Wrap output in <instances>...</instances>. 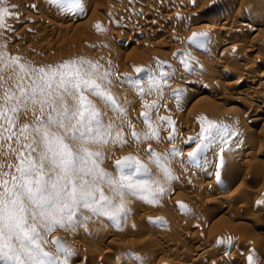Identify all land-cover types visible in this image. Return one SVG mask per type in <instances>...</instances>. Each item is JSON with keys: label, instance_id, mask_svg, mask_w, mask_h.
I'll use <instances>...</instances> for the list:
<instances>
[{"label": "rangeland", "instance_id": "rangeland-1", "mask_svg": "<svg viewBox=\"0 0 264 264\" xmlns=\"http://www.w3.org/2000/svg\"><path fill=\"white\" fill-rule=\"evenodd\" d=\"M36 1L4 0L0 3V17H2L0 19V67L13 60L18 65L23 64L34 68H47L83 60L97 65L99 73H109L110 93L126 110V116L122 138L113 139L104 146H96L102 154L100 168L112 175L114 171H117V160L134 157L148 169L146 174L141 173L136 179L147 181L149 184L145 190H124L125 212L114 219L83 211L78 214L72 226L66 229L57 227L47 237L49 243L45 245L46 250L57 257L60 262L66 261V264H91V262L92 264H138L141 259L146 260L145 264H179L181 251L188 256H186L188 261L183 264H218L221 257L218 251H212V247L196 249L195 245L193 246L190 240L197 236L199 239L204 238L203 240L217 239L221 245L222 242L229 243L227 245L229 253H233L234 248L241 247L232 260L234 263L250 264L248 260L251 257V264H264V214L262 213L264 212V126H261V123L255 126L256 128L254 127V132L244 133L240 137L241 140L247 139L255 142L249 163L243 162V157L233 155L231 158L233 161L231 165L229 164L228 170L222 167L224 161L231 157L230 149L236 139L232 134L233 131L228 126L224 127L227 122L238 117L237 113H232L233 110H230L232 109L230 107L233 106L236 110L242 111L246 103L264 95L263 86L258 81L260 75L264 74V66L260 65L264 61V52L261 51L264 47V42H262L264 41V28H255L250 30V33L247 25L250 26L252 17L248 18L249 20L246 18L247 21L244 18L233 23L234 25L239 24L242 30H246L243 35L248 34L245 38L241 36L243 40L240 37L241 41L235 42L243 46L238 57H233L231 53V55L226 53L219 56L220 51H224L223 48L229 47L227 45L232 40L229 34L213 29L207 32L210 34L207 36L208 38L212 35L214 37L203 42L200 38L202 34L195 33L191 29L197 26V23L200 25L206 20H217L220 15L224 16L226 11L230 18H235L240 5H246L241 7V11L244 8L243 12H248L254 9L253 6L260 5L261 0H66L67 3L68 1L86 3L80 8L71 7L70 12L74 15V20L70 24L62 23L56 16V13L66 7V1L54 0L55 6L52 5L54 1L49 0V3L52 1L48 3L49 7L39 10L36 9L35 3L40 0ZM220 1L224 4L218 6ZM229 1L233 5L231 9L226 10V3ZM5 9L7 11H3ZM175 12H179L181 17L179 13L173 18L170 17ZM44 16L52 19L53 27L45 28L42 25L41 21ZM187 16H190L189 19ZM200 16L201 20H199ZM145 18L162 24V29L157 25L153 27L149 24L135 28L138 26L136 23ZM168 22L169 24H166ZM207 24L204 23V25ZM226 26L228 28L229 25ZM258 29L261 30L258 31ZM194 33L196 34L195 40H193ZM198 38L203 43L198 42ZM159 39L161 45L156 43ZM250 39L262 43L259 45L256 43L258 47L251 51L249 49ZM209 41L214 44L216 50L213 48L214 50L209 55L208 52L204 53L201 56L202 59L194 58V53L188 50L190 47L193 50L201 48ZM225 43L228 44L225 45ZM115 49L121 52L115 55ZM227 54L232 57L231 60ZM205 58H207L206 63L208 60L210 63L214 61V68L207 69L208 71L197 69L198 59L204 65L209 64L203 61ZM121 65L127 69L124 73L119 70ZM249 65H254V69L250 70L252 66ZM223 68L230 70V73L233 72L232 76H229ZM136 69L142 71L138 73ZM248 71L251 72L250 75ZM250 76L253 79L249 78ZM218 77H222V82L217 83ZM239 78L255 81L248 84L246 88L238 85L237 90L231 92V89L227 87ZM129 80L134 83L130 85ZM136 83L139 88L143 89V92L135 87ZM175 84L185 85V90L177 95L172 89ZM4 87L8 89L10 85L5 84ZM253 87L256 90L248 91ZM210 88L217 89L215 95H210L206 91ZM199 89L202 90L205 101H196ZM91 99L100 107L95 97ZM250 110L253 115H262L259 109L251 108ZM101 111L106 113L104 117L106 123L109 117L115 119V114L109 109L101 107ZM245 112H247L246 109ZM141 113L148 115L150 127L143 123L144 117ZM32 120L31 112L26 115L22 114L19 118V125ZM248 122L249 119L246 120V124H250ZM116 123L119 125L120 121L116 120ZM210 126L219 129V134L215 135L212 140L207 139V129ZM202 129L205 130L203 134ZM153 130L157 135L146 139L145 134ZM13 131H16V128H13ZM132 132L139 133L140 138L134 140ZM4 135L7 136L8 133L5 132ZM218 136L223 137L218 139ZM23 142L21 138V143ZM3 143L6 146L11 143L12 147L18 150L21 147V144L16 143L15 138L11 142L5 140ZM198 144L203 147L197 149ZM259 145L262 146L261 149ZM149 150L152 153L151 159ZM204 150H207L206 153ZM0 151H8V149L5 147ZM194 151L197 154L190 157L189 153ZM14 161L15 155L10 151L8 156H0V163L5 166ZM223 169L226 171L225 174L232 172L234 179H230L229 176L223 178ZM5 170L9 169L5 167ZM113 175L117 177L119 174L115 172ZM212 188H216V193L209 191ZM104 190L108 192L107 187ZM229 194L238 196L234 198L235 202L228 199ZM221 204L231 207L227 212L229 215L223 210L214 212L219 206L221 209ZM239 205L242 210L234 208L235 213L233 207L237 208ZM235 216L238 220L234 219ZM202 217L208 223L205 222V224ZM201 218L203 224L199 223ZM220 220L225 223L230 220L232 222H228L230 225L222 231L218 228ZM108 232L111 235L107 238L105 234ZM248 235L250 243L244 240ZM182 239L185 241H181ZM53 240L61 241L63 248L69 250L70 254L58 253L51 243ZM107 249L116 251L119 258L116 260L113 258L110 263H106L102 255ZM204 251L207 252L205 257L197 259L196 255Z\"/></svg>", "mask_w": 264, "mask_h": 264}, {"label": "snow or ice", "instance_id": "snow-or-ice-1", "mask_svg": "<svg viewBox=\"0 0 264 264\" xmlns=\"http://www.w3.org/2000/svg\"><path fill=\"white\" fill-rule=\"evenodd\" d=\"M109 75L83 60L47 68L18 65L13 60L0 67V149H8L0 151V156H8L9 151L15 155L14 162L0 163V264H66L46 250L48 235L57 227L72 226L83 211L114 219L125 212L124 190L149 187L147 181L136 179L148 169L134 157L116 161L117 177L100 168L102 154L96 146L121 139L126 116L110 93ZM135 87L143 92L138 83ZM101 107L112 111L115 119L109 117L106 123ZM29 112L33 120L19 125L20 116ZM141 115L150 127L148 115ZM217 134L214 126L207 129V139ZM131 135L134 140L140 138L139 133ZM156 135L153 130L145 138ZM13 138L21 144L19 150L3 143ZM195 155V151L189 153ZM51 243L58 253L70 254L61 241Z\"/></svg>", "mask_w": 264, "mask_h": 264}, {"label": "bare ground", "instance_id": "bare-ground-1", "mask_svg": "<svg viewBox=\"0 0 264 264\" xmlns=\"http://www.w3.org/2000/svg\"><path fill=\"white\" fill-rule=\"evenodd\" d=\"M38 1V0H37ZM36 1V2H37ZM54 1V0H53ZM57 1V0H56ZM61 1H66V0H60V2ZM74 1V0H73ZM86 1V0H85ZM169 1V0H168ZM257 1H259V0H257ZM52 2V1H51ZM50 2V3H51ZM88 2V1H87ZM261 2L262 3H259L260 5H257L256 7H254L253 5V8H251V9H253V10H249L248 12H243V9H242V11H241V7H243L244 5H240V3H239V5L241 6V7H239V5H237L238 7H239V11H238V14L236 15V17L235 18H230V15H229V13L226 11V13H225V15L223 16V14H222V16L220 15H218L219 17H218V19L217 20H213V21H207L206 19H207V17H206V22L204 21V23H208L207 25H204V23L203 24H201L200 23V25H199V23H197V26H195L194 28L192 27L191 29L196 33V32H200L201 34H202V36L200 37L201 39H202V41L204 42V41H207L208 39H210V38H212V37H214L213 35H212V37H210V38H208L209 36H210V34H208L207 32L208 31H212L213 29H214V31H215V29L216 30H218L219 32H222L223 34H229V36H230V38L233 40H231L230 42H229V44L227 45L226 43H225V45H227V46H229V47H227V48H223V50L224 51H220V53H219V56H222V55H225L226 53H231L232 55H233V57H236L237 55H239V53L241 52V50H242V48L241 47H243V46H241V44L239 45V44H235V42H238V41H241V40H239V38L242 36V37H244L245 38V36H247L248 34H246V35H243L244 33H246V30H242V28L241 27H239V24H237V25H234L233 23L234 22H239V21H241V20H243L244 18L246 19H248V18H251L250 20V26H248L247 25V28L249 27V32L251 33V31L250 30H253V29H255V28H261V27H263L264 28V19H262L263 18V16H264V0H261ZM48 3H49V0H40L39 2H37V3H35L37 6H35L36 7V9H46L47 7H49V6H47L48 5ZM49 3V4H50ZM55 3V1L54 2H52V5ZM66 3H67V1H66ZM85 3V2H84ZM84 3H81L80 1L79 2H71V1H68V3L65 5L66 7L63 9L62 8V11H59L58 13H56V16L58 17V19H60L61 21H62V23H71L73 20H74V15H72V13L70 12V10H71V7L72 6H76L77 8H80V7H82V5L84 4ZM237 3V2H236ZM255 3V2H254ZM253 3V4H254ZM86 4V3H85ZM224 3H222L221 1H220V3L218 4V6L219 5H223ZM235 4V3H234ZM243 4V3H242ZM257 4V3H256ZM55 6H56V4H54ZM88 5V4H87ZM226 10H229V9H231L232 8V5H233V3L232 2H227L226 3ZM246 6V5H245ZM244 6V7H245ZM204 7V6H203ZM221 7H223V6H221ZM235 7V6H234ZM248 7H249V5H248ZM247 8V7H246ZM58 9V8H57ZM166 9V8H165ZM180 11V10H179ZM201 11V10H200ZM196 12V11H195ZM179 12H175L172 16H170V15H168V16H170V17H175V16H177V14H178ZM180 14V13H179ZM178 14V15H179ZM193 14V13H192ZM256 14H258L259 16H257ZM168 16H167V18H168ZM180 17H181V14L179 15ZM178 16V17H179ZM192 16H194V15H192ZM191 16V17H192ZM198 16V15H197ZM202 16V15H201ZM201 16H200V18H199V20H201ZM212 16H214V15H212ZM256 16V17H255ZM188 17V16H187ZM190 17V16H189ZM189 17H188V19H189ZM199 17V16H198ZM211 17V16H210ZM255 17V18H254ZM262 17V18H261ZM150 18V17H149ZM149 18H145V19H143V21H138L139 23H136V24H138V26H136L135 28H141V27H143L145 24L146 25H150V26H155V25H157V26H159V27H161L162 26V24H157V23H155L152 19L151 20H149ZM185 18H186V16H185ZM193 18V17H192ZM191 18V19H192ZM166 19V18H165ZM197 19V18H196ZM212 19V18H211ZM247 19H246V21H247ZM164 20V19H163ZM179 20V19H178ZM187 20V19H186ZM209 20V19H208ZM249 20V19H248ZM165 21V20H164ZM173 21H175V20H173ZM184 20H182V22H183ZM198 21V20H197ZM245 21V20H244ZM43 24L42 25H44L45 26V28H48V27H53L54 26V24H53V22H52V19H49V18H47L46 16H44V18L42 19V21H41ZM134 22V21H133ZM191 22V21H190ZM210 22V23H209ZM170 23H172L171 21H170ZM185 22H183V24H184ZM189 23V22H188ZM241 23V22H240ZM135 24V23H134ZM164 24V23H163ZM166 24H169V22L168 23H166ZM190 24V23H189ZM196 24V23H195ZM229 25L228 26V28H226L227 26L226 25ZM244 24V23H243ZM242 24V26H244ZM188 25V24H187ZM190 25H192V24H190ZM166 26V25H165ZM170 26V25H169ZM184 26H185V24H184ZM194 26V25H193ZM241 26V25H240ZM246 26V25H245ZM164 27V26H163ZM188 27V26H187ZM186 28V27H185ZM244 28V27H243ZM161 29H162V27H161ZM160 28H158V30H161ZM189 29V28H188ZM246 29V28H245ZM144 30V29H143ZM259 30H261V29H258V31ZM157 31V30H156ZM136 33V32H135ZM211 33V32H210ZM207 34L209 35V36H207ZM213 34V33H212ZM41 35V34H40ZM174 36H175V34H173ZM216 35V34H215ZM217 36V35H216ZM171 37V36H170ZM177 37V36H176ZM241 37V39L243 40V38ZM217 38V37H216ZM223 38V37H222ZM227 38V37H226ZM229 38V37H228ZM255 39V38H254ZM244 40H246V39H244ZM251 40V42H249V44H247V45H249V49H251V51H253V49L255 50V47H258V45H259V43H262V42H264V41H262V42H255L254 40H252V39H250ZM199 41H201V40H199V38H198V42ZM201 41V42H202ZM213 41V40H212ZM202 42V43H203ZM156 43H159L160 45L162 44L161 43V40L159 39V41L157 40V42ZM208 44H205V45H203L201 48H198V49H194L193 50V48H191L190 47V49L188 48V50L190 51V53H194V58L196 57V59L197 58H201V56L204 54V53H206V52H208V55H209V53H211V51H213L215 48H214V44H212L210 41L209 42H207ZM256 43H258V45L256 44ZM115 44H117V43H115ZM198 44H200V43H198ZM220 44V43H219ZM119 45V44H118ZM263 45V44H262ZM117 45H115V47H116ZM120 46V45H119ZM192 46V45H191ZM222 46H223V43H222ZM220 47H221V45H220ZM224 47V46H223ZM247 47V46H246ZM260 47V46H259ZM114 48V47H113ZM120 48V47H119ZM214 48V49H213ZM217 48V47H216ZM260 48H262V47H260ZM247 49V48H246ZM248 49V50H249ZM114 50V49H113ZM116 50V52L114 53L115 55H117V53L120 51H117V49H115ZM187 50V52H189ZM216 50V49H215ZM257 50H258V48H257ZM261 51H263L264 52V47L261 49ZM121 52V51H120ZM246 52H247V50H246ZM249 52V51H248ZM262 52V53H263ZM245 53V52H244ZM250 53V52H249ZM261 53V52H260ZM119 54V53H118ZM186 54H188V53H186ZM213 54V53H212ZM211 54V55H212ZM229 54H227V55H229ZM230 54V55H231ZM259 54V53H258ZM257 54V55H258ZM191 55V54H190ZM189 55V56H190ZM208 55H206V57H209ZM229 55V58L231 57ZM263 55V54H262ZM214 56V55H213ZM218 56V57H219ZM259 56H261V55H259ZM264 56V55H263ZM193 57V56H192ZM205 57V56H204ZM203 57V58H204ZM238 57V56H237ZM242 57H244V56H242ZM254 57V56H253ZM240 58V57H239ZM245 58V57H244ZM248 58V57H247ZM255 58H257V56L255 57ZM202 59V58H201ZM212 59H213V57H212ZM211 59V60H212ZM232 59V57L230 58V60ZM234 59V58H233ZM195 60V59H194ZM207 61V58H205L203 61L206 63V61ZM227 60H228V58H227ZM240 60H241V58H240ZM243 60V59H242ZM258 61L260 60V58L258 57V59H257ZM237 61H238V59H237ZM250 61V60H249ZM258 61H256V62H258ZM262 61V60H261ZM199 62V63H198ZM198 64L196 65V68L197 69H200V70H207V69H212V68H214V66L213 65H215L213 62H211L210 63V61L208 60V62H209V64H208V62L206 63V64H208V65H204V63L202 62V61H200L199 59H198ZM224 62V61H223ZM231 62V61H230ZM235 62H236V59H235V61H234V64H235ZM228 64V63H227ZM230 64V63H229ZM233 64V65H234ZM249 64V63H248ZM254 64V63H253ZM256 64V63H255ZM125 65V64H124ZM216 65H218L217 63H216ZM231 65V64H230ZM260 65H262V66H264V61H263V63H260ZM213 66V67H212ZM229 66V65H228ZM249 66H252V67H250V70L251 69H254L253 67H254V65H249ZM249 66H247V68L249 69ZM219 67V66H218ZM235 67V66H234ZM226 68H228V67H226ZM226 68H223V70H225V71H227V69ZM230 69V68H229ZM119 70L122 72V73H124L127 69L125 68V67H123L122 65H121V67L119 68ZM222 70V71H223ZM249 70V71H250ZM199 71V70H198ZM208 71V70H207ZM222 71H220V72H222ZM224 71V72H225ZM249 71H248V73H249ZM228 72V75L229 76H232V73H230V70H228L227 71ZM190 73V72H189ZM251 73V72H250ZM250 73H249V75H250ZM254 73V72H253ZM255 74V73H254ZM254 74H252V76L254 75ZM227 75V76H228ZM223 77V76H222ZM221 77V78H222ZM233 77H234V75H233ZM253 77H255V76H253ZM253 77H249V78H252L253 79ZM221 78H219L218 77V79H217V83H220V82H222V79ZM248 78V77H247ZM243 79V78H239V80L238 81H234V82H232L231 84H229V86L227 87V88H229V89H231V92H232V90L233 91H235V90H237V86L238 85H240V86H242V87H245L246 88V86L248 85V84H250V83H253L255 80H248V79ZM255 79V78H254ZM216 80V79H215ZM236 80V79H235ZM262 80V81H261ZM259 83H260V85L261 86H263V89H264V74H262V75H260V77H259ZM216 83V84H217ZM256 83V82H255ZM187 84V83H186ZM226 85H228V84H226ZM225 85V86H226ZM259 85V84H258ZM215 87V86H214ZM259 87V86H258ZM227 88H225V89H227ZM173 92L174 93H176L177 95H178V93H182L184 90H185V85L183 86L182 84L180 85V84H175L174 86H173ZM220 89H221V87H220ZM249 89V88H248ZM254 89L256 90V88H250L248 91H250V90H253L254 91ZM258 89V88H257ZM200 90V89H199ZM219 90V89H218ZM224 90V89H223ZM260 90V89H259ZM262 90V89H261ZM206 91L208 92V93H210V95H215L216 94V91H217V89L215 90L214 88H210L209 90H207L206 89ZM226 91V90H225ZM194 92V91H193ZM206 92V93H207ZM259 92V91H258ZM258 92H256V93H258ZM218 93V92H217ZM241 93H242V91H241ZM248 93V92H247ZM220 94V93H219ZM237 94V93H236ZM203 95V92H202V90H200V91H197V102L198 101H205L206 100V98H204V96H202ZM245 96H247V95H245ZM214 97V96H213ZM247 97H249V96H247ZM193 98V97H192ZM219 98V97H218ZM217 98V99H218ZM257 99H254L253 101L251 100V102L250 103H246V106H245V109L247 110V112H245V109H243L242 111L241 110H236V107H230V108H232V109H230V110H233L232 111V113H237L236 115L238 116V117H234L233 118V120H231V121H229V122H227V125L225 124V126L224 127H226V126H228V128L229 129H231L232 131H233V135H234V137L236 138L235 139V142H234V140H233V142H234V145L231 147V157L230 158H228L227 159V161H224L225 163L224 164H222L223 166V168L225 169V170H228L227 168L229 167V164L231 165V162L233 161H231V158L233 157V155H236L237 157H240L241 156V158L243 157V162H247V163H249L248 161H250L251 160V158H252V155H253V152H254V146H255V142L253 141V142H251V141H248L247 139L245 140V139H243V140H241L240 139V137L244 134V133H249V132H251V131H253L254 130V127L255 126H257L259 123H261V126L263 125L264 126V104H263V102H264V95H262V96H258V97H256ZM187 99H189V97L187 98ZM226 99V98H225ZM209 100V99H208ZM176 101V100H175ZM236 101V100H235ZM188 102V101H187ZM242 102V101H241ZM245 105V104H244ZM180 108H182V107H180ZM251 108H255V110L256 109H259L260 110V112L262 113V115H259V116H257V115H253V114H251L250 112H252L250 109ZM183 109V108H182ZM182 109H180V110H182ZM224 111H225V109H224ZM254 113V112H253ZM231 115V114H230ZM229 116V115H228ZM216 117V116H215ZM219 118V117H218ZM247 119H249V122L248 123H250V124H246V120ZM259 126V125H258ZM260 126V127H261ZM223 127V128H224ZM256 128V127H255ZM219 130V129H218ZM225 130H227L226 128H225ZM259 130H260V128H259ZM254 132V131H253ZM256 132V131H255ZM223 133V132H222ZM252 133V132H251ZM257 133V132H256ZM169 134V133H168ZM172 135V134H171ZM205 136V135H204ZM169 137V136H168ZM221 137H223V136H218V139H220ZM205 139H206V137H205ZM232 142V143H233ZM256 145H258V144H256ZM258 147H260V149H261V147L262 146H258ZM230 150H229V152H230ZM207 151V150H206ZM206 151L204 150V152L206 153ZM256 152V151H255ZM202 153V152H201ZM197 154V153H196ZM203 154V153H202ZM235 156V157H236ZM226 159V158H225ZM235 159V158H234ZM250 159V160H249ZM237 160V159H236ZM239 160H241L240 158H239ZM253 162V161H252ZM205 163V162H204ZM209 163H210V161H209ZM182 164V163H181ZM184 164V163H183ZM246 164L244 163V166H245ZM185 167V166H184ZM232 167V166H231ZM209 168V167H208ZM204 169H206V168H204ZM220 169V168H219ZM223 169V170H224ZM128 170V169H127ZM127 170H125V171H127ZM211 170V169H210ZM224 170V176H223V178L226 176L227 178H228V176L230 177V179H234L233 177H234V174L232 173V172H230V174H225V171ZM114 171V170H113ZM115 172H118V171H114V173H112V175L113 174H115ZM203 172V171H202ZM222 172V171H221ZM229 172V171H228ZM234 172V171H233ZM194 173V172H193ZM117 174V173H116ZM119 174V173H118ZM198 175V174H197ZM221 175H223V174H221ZM113 176H115L116 177V175H113ZM118 176V175H117ZM195 177V176H194ZM222 177V176H221ZM227 178H225V179H227ZM227 180H229V179H227ZM221 182V181H220ZM217 185V184H216ZM213 187V186H212ZM184 188V187H183ZM189 188V187H188ZM215 189L216 188H212V190H209V191H215ZM219 190H217V192H218ZM239 191V190H238ZM246 191V190H245ZM244 192V191H243ZM213 193V192H212ZM215 193H216V191H215ZM211 194V193H210ZM214 194V193H213ZM237 196V195H236ZM235 195H228V199L229 200H231V201H234V198H237ZM226 201H227V199H225ZM230 201V202H231ZM235 202V201H234ZM233 203V202H232ZM224 204V203H223ZM236 204V203H235ZM222 205V204H221ZM232 205V204H231ZM235 206V205H234ZM220 207V206H219ZM218 207V208H219ZM240 205H239V207H233V210H234V208L235 209H240ZM243 207V206H242ZM216 208V210H214V212L215 211H219L220 210V212H221V210H223L224 211V213H227L228 211H230L229 209L231 208L230 206L229 207H227L226 205H222L221 206V209L219 208ZM244 208V207H243ZM258 208V207H257ZM257 208H255L256 210H257ZM215 209V208H214ZM240 210H242V209H240ZM239 210V211H240ZM235 211V213H236V210H234ZM238 211V212H239ZM208 212V211H207ZM237 212V213H238ZM242 212V211H241ZM205 213V212H204ZM217 213V212H216ZM234 213V214H235ZM263 214H264V212H262ZM261 213V214H262ZM228 214V213H227ZM233 214V215H234ZM239 214V213H238ZM238 214H235V215H238ZM203 215H205V214H203ZM202 215V216H203ZM207 215V214H206ZM205 215V216H206ZM229 215V214H228ZM204 216V217H205ZM210 215H208V217H209ZM207 217V218H208ZM229 217H231V216H229ZM233 217V216H232ZM203 218V217H202ZM201 218V222H199L200 224H203V219ZM194 219V218H193ZM205 219H206V217H205ZM204 219V223L205 222H207L206 220ZM210 220H211V217L209 218ZM215 219V218H214ZM235 220H238L237 219V216H235V218H234ZM244 219V218H243ZM242 219V220H243ZM208 220V219H207ZM227 220V219H226ZM225 220V221H226ZM232 220V219H231ZM230 220V221H231ZM198 221V220H197ZM221 221V220H220ZM230 221H226L227 223H225V222H219V224H218V228H220L222 231H224L223 229H226L227 228V226L228 225H230V223H228V222H230ZM195 222V221H194ZM193 222V223H194ZM218 222V221H217ZM232 222V221H231ZM190 223V222H189ZM196 223V222H195ZM194 223V224H195ZM208 223V222H207ZM206 224V223H205ZM235 224V223H234ZM187 225V224H186ZM191 225V224H190ZM198 225V224H197ZM233 225V224H232ZM235 225H237V224H235ZM192 226V225H191ZM195 226V225H194ZM203 226V225H202ZM204 226H206V225H204ZM187 227H189V226H187ZM179 229V228H178ZM177 229V231H179ZM166 230V229H165ZM221 230H219V232L221 231ZM111 232V231H110ZM179 233V232H178ZM180 233H181V231H180ZM222 233V232H221ZM264 233V232H263ZM116 234V233H115ZM111 235V233H106L105 234V237H109ZM181 236H182V234H180ZM211 236V235H210ZM221 236V235H220ZM163 237V236H162ZM208 237V236H207ZM147 238V237H146ZM177 238V237H176ZM181 238V237H180ZM183 238V237H182ZM186 238H188L187 237V235H186ZM186 238H184V239H186ZM196 238H197V236H196ZM193 239V240H190V242L193 244V246L195 245V248L196 249H202V248H204V247H212V251L213 250H216V252L218 251L219 252V254L221 255V257H220V260H219V262H218V264H238V263H234L232 260H233V258H235L236 257V255H237V250H238V252H239V249L241 248H239V247H236V248H234V251H233V253H229V247L227 246L228 244H224V243H226V242H222L223 244L221 245V243H219V241L216 239H213L212 238V240H210L209 238L208 239H205V240H203V239H199V238H197V239ZM244 238V237H243ZM178 239V238H177ZM184 239H182L181 241H183ZM163 240H166V239H163ZM180 240V239H179ZM187 240V239H186ZM245 241H247L248 243H250L249 241H250V238H249V235L248 236H246L245 237V239H244ZM243 240V241H244ZM185 241V240H184ZM243 241H241V242H243ZM111 242V241H110ZM173 242V241H172ZM179 242V241H178ZM189 242V241H188ZM230 242V241H229ZM240 242V243H241ZM175 243V242H174ZM180 243V242H179ZM231 243V242H230ZM243 243H245V242H243ZM242 243V244H243ZM143 245V244H142ZM247 245V244H246ZM245 245V246H246ZM169 246V245H168ZM242 246V245H241ZM230 247H231V245H230ZM253 247V246H252ZM252 247H250V248H252ZM254 248V247H253ZM119 249V248H118ZM173 249V248H172ZM182 255H181V257H180V259H181V262L179 263V264H183V263H185L186 261H188L187 259H186V253L185 252H180ZM179 253V254H180ZM205 253H207L206 251H204V252H202V253H198L197 255H196V258L197 259H201V258H203V257H205ZM212 253V252H211ZM249 253V252H248ZM175 254H178V253H175ZM239 255V254H238ZM94 256V255H93ZM92 256V257H93ZM101 256V255H100ZM177 256V255H176ZM208 256V255H207ZM102 257H103V260L104 261H106V263L107 262H111L112 261V259L114 258L115 260L116 259H118L119 257H118V253L116 252V251H114V250H112V249H107V250H105L104 252H103V255H102ZM141 257H142V255H141ZM188 257V256H187ZM244 257H245V255H244ZM190 258V257H189ZM93 259V258H92ZM125 259V258H124ZM111 260V261H110ZM235 260V259H234ZM244 260V259H243ZM103 261V262H104ZM193 261V260H192ZM249 261V260H248ZM119 262V261H118ZM245 262V261H244ZM116 263V262H115ZM146 263V260L145 259H141V261H139V263L138 264H145ZM91 264H92V262H91ZM108 264V263H107ZM121 264V263H120ZM241 264V263H240ZM243 264V263H242ZM245 264V263H244ZM247 264V263H246Z\"/></svg>", "mask_w": 264, "mask_h": 264}]
</instances>
